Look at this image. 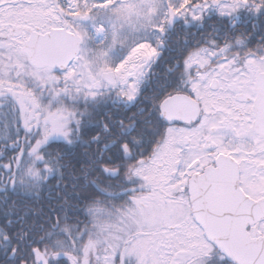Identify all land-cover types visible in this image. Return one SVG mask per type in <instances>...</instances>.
<instances>
[{
    "label": "snow or ice",
    "instance_id": "6c2138e0",
    "mask_svg": "<svg viewBox=\"0 0 264 264\" xmlns=\"http://www.w3.org/2000/svg\"><path fill=\"white\" fill-rule=\"evenodd\" d=\"M0 264H264V0H0Z\"/></svg>",
    "mask_w": 264,
    "mask_h": 264
}]
</instances>
